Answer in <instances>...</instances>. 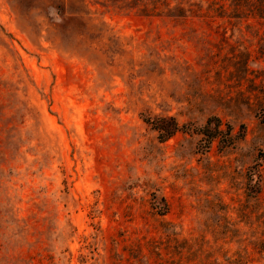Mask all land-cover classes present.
<instances>
[{
    "label": "rangeland",
    "instance_id": "obj_1",
    "mask_svg": "<svg viewBox=\"0 0 264 264\" xmlns=\"http://www.w3.org/2000/svg\"><path fill=\"white\" fill-rule=\"evenodd\" d=\"M46 1L0 0V264H176L264 198L256 22Z\"/></svg>",
    "mask_w": 264,
    "mask_h": 264
},
{
    "label": "trees",
    "instance_id": "obj_2",
    "mask_svg": "<svg viewBox=\"0 0 264 264\" xmlns=\"http://www.w3.org/2000/svg\"><path fill=\"white\" fill-rule=\"evenodd\" d=\"M90 3V0H47L44 5L48 12L53 9L60 18H67L63 24L67 30L70 26H77V20L82 15L92 12ZM128 3L137 11L161 18H197L206 21L251 19L256 22L251 28L264 36V0H128ZM259 51L261 61H264V43ZM244 67L245 70L249 69L247 63ZM258 106L259 110L264 111V102ZM143 119L158 132L160 141L166 140L178 129V122L173 116H157L153 121L149 116ZM256 171L260 172L259 169ZM256 184L257 193L247 198L245 210L238 215V222L227 220L224 230L213 229L212 243L202 236L200 240L180 238L179 243L185 246L180 250L176 264H264V198L259 195L260 181ZM161 200L165 202L163 197ZM165 213L166 207L160 215Z\"/></svg>",
    "mask_w": 264,
    "mask_h": 264
}]
</instances>
